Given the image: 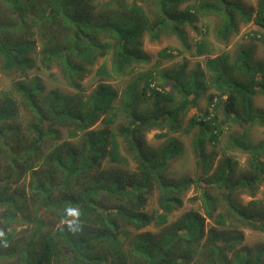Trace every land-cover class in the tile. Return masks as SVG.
<instances>
[{"label": "trees", "instance_id": "1", "mask_svg": "<svg viewBox=\"0 0 264 264\" xmlns=\"http://www.w3.org/2000/svg\"><path fill=\"white\" fill-rule=\"evenodd\" d=\"M203 16H216L215 33L225 40L241 23L264 31V0L255 10L239 0H107L98 6L94 0H0V67L20 76L14 93L0 94V264H263L264 244H243L244 230L264 234V141L249 138L260 122L252 99L263 75L248 56L232 64L240 80L227 81V99L209 94V105L216 98L212 110L184 129L200 125L193 177L168 178L165 169L179 155L178 143L170 139L152 148L145 135L152 129L161 130V137L180 131V115L206 91L202 74L187 82L183 71L168 77L170 91L167 83L151 89L152 75H145L140 90L134 81L119 91L99 83L85 94L81 86L99 57L109 53L111 66L98 72L121 77L148 61L144 34L156 42L174 33L185 43L183 27L196 29ZM205 52L200 42L197 53ZM53 66L74 94L47 92L38 76L28 74L45 70L55 77ZM207 72L218 82L225 68L211 61ZM147 94L154 102L141 112ZM175 97L181 98L175 106L161 103ZM20 110L28 117L24 128ZM118 118L124 123L115 131L92 129ZM228 120L241 128L227 141L229 150L247 155L240 173L229 158L214 164L216 155L203 147L205 138L216 141ZM60 130L81 139L58 142ZM106 158L118 166L102 167ZM129 162L134 168L123 169ZM23 175L29 177L26 187L18 184ZM192 188L198 193L188 200L199 202L203 213L181 212ZM237 191L251 197L245 206L233 200ZM257 191L262 198L255 199ZM152 194L155 208L148 209ZM70 208L80 212L79 227L71 231L65 222L74 219L67 215ZM152 224L157 231L146 230Z\"/></svg>", "mask_w": 264, "mask_h": 264}, {"label": "rangeland", "instance_id": "2", "mask_svg": "<svg viewBox=\"0 0 264 264\" xmlns=\"http://www.w3.org/2000/svg\"><path fill=\"white\" fill-rule=\"evenodd\" d=\"M107 0H94L96 6L101 3L106 2ZM128 1V0H126ZM246 7L256 9L257 3L260 0H239ZM183 4L182 6H184ZM219 21L216 16H203L200 17L195 24L196 29L191 26L185 25L183 27L185 35V43L174 33H167L161 35L160 39L156 42H151L148 39V35L144 34L141 40V48L143 52L147 55L148 61L134 66V69L126 73L121 77H108L104 74H101L99 69L103 66L109 70L110 63V54L99 57L92 66L88 67V71L84 80L81 82L82 90L85 94L90 93L99 83L110 84L115 90H122L126 86L134 81L137 84V89L140 90L144 86L146 76L152 75L155 77L154 84L160 87L164 83H167L165 86V91H170L171 86L168 84L167 79L170 76H173L176 73L182 72V81L187 82L193 77L197 72L202 74V81L206 91H204L198 98L195 106L189 107L183 114L180 115V131L174 134H170L167 137H161V130L152 129L145 135L146 142L152 148H158L162 145L167 144L170 139H174L180 148V153L168 164L165 169V175L168 178H179L183 176L193 177L196 170V157L194 151V137L199 131L200 125H194L188 131H184L185 127L189 126L191 119L196 118L197 120L201 119L205 110H212L213 105L216 103V98L212 102L208 103L207 97L211 93H216L221 97V101L227 99L225 91H227V81H236L240 80L231 70L232 64L237 58H242L248 56L251 62V65H254L263 75L258 83V88L255 90L253 96V107L258 114V120L250 129L249 138L250 141L254 144L264 141V31L259 29L253 22L247 24L241 23L238 26L236 33H232L230 37L225 40L218 37L215 33V30L219 27ZM259 37V39H258ZM32 40L37 41V36H33ZM200 42H204L206 45V52L199 55L197 53V45ZM37 49L40 48L39 44H36ZM170 53L171 57L165 55ZM169 51V52H168ZM220 63L221 66L225 68V75L221 77L218 82H215L214 79L210 80L207 78V75L211 77L214 76V72H207V65L209 62ZM45 70L37 72L36 70L29 71L28 74L31 77L38 76L45 86L47 91L58 89L65 95H72L76 91L71 88L64 79L60 76L59 70L56 67H51V72H54V76H49L45 73ZM147 73H151L148 74ZM146 75V76H145ZM166 76V77H163ZM19 73L15 71L6 72L0 67V94L3 91H9L14 93V83L19 79ZM174 94V91L172 92ZM224 93V94H223ZM175 95V94H174ZM15 97V95H13ZM147 99L141 98L139 108L141 112L143 110H148L151 108L154 98L147 94ZM16 99V97H15ZM174 102H161L166 104L168 107L175 106L181 100L180 97H175ZM218 119L223 120V111L220 109L217 112ZM19 125L22 128L26 127L28 123L27 115L21 110L18 113L17 118ZM120 123H124L123 118H118L111 125H105L102 121H98L96 125L92 128L94 130H101L104 127L110 128L113 131L118 127ZM241 131V128L238 124L228 122L223 127L222 134L215 140H210L205 138L203 140L204 151L209 153H214L216 157L213 162L216 164L218 161H221L225 158L231 159L232 163L235 164L236 170L238 173L244 171L247 168V155L240 153L238 151H231L227 148V141L229 135L236 134ZM80 136L70 139L68 133L65 130H60V141L70 140L74 144H77ZM50 145L46 146L49 147ZM123 154V153H122ZM124 156V155H123ZM262 161L264 163V156H262ZM118 166L116 163H110L106 158L102 167H112ZM133 163L129 162V165L123 167V169H133ZM29 181L28 175H23V177L18 179V184L20 186L25 185ZM197 190L190 189L184 196L183 209L182 211H187L189 209H196L200 213L202 209L199 202L188 200L191 197L197 195ZM149 199V208H155V194L150 195ZM262 198V192L257 191L255 194V199ZM233 200L240 205H246L251 197L246 192H235L233 195ZM179 214L171 215L170 220H174L175 217ZM158 226L150 225L146 230L155 232L157 231ZM16 228V227H15ZM21 227L16 228V232L21 231ZM244 245L246 246H255L258 244H264V234L253 232L250 230H244ZM264 264V260H263Z\"/></svg>", "mask_w": 264, "mask_h": 264}, {"label": "clouds", "instance_id": "3", "mask_svg": "<svg viewBox=\"0 0 264 264\" xmlns=\"http://www.w3.org/2000/svg\"><path fill=\"white\" fill-rule=\"evenodd\" d=\"M89 66H90V65H89ZM89 66H88V67H89ZM153 82H154V81H152V82L150 83V88H151V89H157L158 86L155 85ZM47 92H48V91H47ZM66 211H67V215H68L69 217H73V218H74V219H72V220H70V221H65V222L68 224V228H69V230L71 231V230H73L74 228H75V229H78V227H79V216H80V212H79V210H78V209H75V208H70V209H67ZM3 236H4L3 231H0V238H3ZM5 246H6V245H5Z\"/></svg>", "mask_w": 264, "mask_h": 264}]
</instances>
